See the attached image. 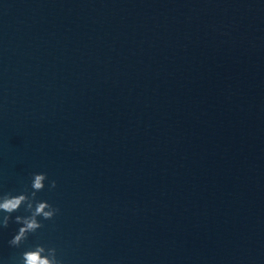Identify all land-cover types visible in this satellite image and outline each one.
<instances>
[{
  "label": "water",
  "instance_id": "95a60500",
  "mask_svg": "<svg viewBox=\"0 0 264 264\" xmlns=\"http://www.w3.org/2000/svg\"><path fill=\"white\" fill-rule=\"evenodd\" d=\"M40 172L0 264H264V0H0V195Z\"/></svg>",
  "mask_w": 264,
  "mask_h": 264
},
{
  "label": "clouds",
  "instance_id": "9594fccd",
  "mask_svg": "<svg viewBox=\"0 0 264 264\" xmlns=\"http://www.w3.org/2000/svg\"><path fill=\"white\" fill-rule=\"evenodd\" d=\"M31 183L32 191L20 194H12L11 192L0 195V212L6 213L0 218V224L8 227L12 221V213L19 211L24 206L25 211L30 215H16L15 222L22 226L18 229L17 234L9 241L10 245L19 247L27 239L30 233H35L43 227L42 221L38 219H52L60 209L53 206L47 200H38L37 193L45 188V181L48 179L46 172L34 173ZM57 186L56 180H51L50 188ZM19 264H63V261L57 257V249L55 247L48 248L43 244H36L22 253Z\"/></svg>",
  "mask_w": 264,
  "mask_h": 264
}]
</instances>
